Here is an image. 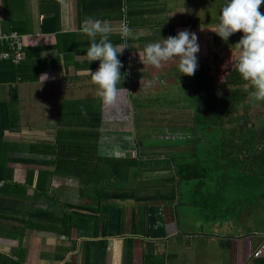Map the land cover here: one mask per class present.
Returning a JSON list of instances; mask_svg holds the SVG:
<instances>
[{"label":"crops","instance_id":"crops-1","mask_svg":"<svg viewBox=\"0 0 264 264\" xmlns=\"http://www.w3.org/2000/svg\"><path fill=\"white\" fill-rule=\"evenodd\" d=\"M190 3V0H0V34L16 31L25 42L23 65L17 77L0 82V102L6 103L0 108V127L5 126L0 132V176H11L0 181V261L3 255L14 264H205V255L201 254L203 262L198 260L205 250L196 252L190 238L201 236L206 232L203 226L214 222L206 236L216 243L213 253L218 259L223 253L227 257L214 264H264V237H246L242 232L246 223L237 221V208L245 210L238 200L246 199V180L250 178L243 165L241 173L247 175L234 188L237 193L233 189L232 199L226 201L222 192L226 189L225 182L214 176L200 190L202 203L192 200L199 206L201 218L181 224L180 230L171 204L175 193L148 201L113 199L112 207L105 213L106 224L101 214L95 224L90 219L84 232L80 231L79 224H74L68 235L60 233L58 222L53 223L54 215L50 223L44 214L49 212L57 217L63 203L92 204L89 198L80 196L78 178L57 174L64 171L56 162L62 150L56 146L57 132L61 129L96 132L94 136L74 138V134L71 139H65V142L76 140L64 149L74 160L79 153L90 154L92 142H96L95 154L103 168L109 167L108 158H135L134 164L121 168L119 182L127 180L136 184L121 188H138L141 196L157 195L152 193L154 188L174 189L170 179L188 180L178 173L181 165L200 164L197 157L191 158L193 154L190 161L184 160L193 151L184 150L183 141L180 145L169 141V145L154 146L148 143L153 139L145 138L147 143L140 140L139 146L130 127V130L119 128L123 124L130 126L135 109L151 108L145 103L146 95L160 93H153L155 74L179 72L177 66L171 69L165 63L157 70L143 64L139 52L143 53L149 43L162 42L163 38L185 29L195 33L198 44L201 43L203 22L199 24L193 21L195 18L189 19ZM86 18L109 24L113 29L110 41L118 48L126 47L118 54L124 79L117 85L118 95L112 105L102 103L89 74V69L93 73L98 69L100 61L89 63L86 56L91 43L82 32ZM124 24L133 34L127 39H121L118 34ZM2 48L0 42V50ZM200 53H197L198 61ZM8 66L7 60H0V72ZM43 73H47L49 79L42 84ZM179 75L174 93H178L177 86L184 76ZM0 76L4 75L0 73ZM168 91L171 89L165 87L164 92ZM187 91L185 88L177 102L186 100ZM154 98L148 96L149 100ZM146 118H141L139 124L147 130L149 123L146 122L152 115L147 113ZM144 119L147 121H142ZM162 147L168 148L159 149ZM172 152L176 156H170ZM227 162L229 164V159ZM215 169L218 168L209 169L208 175ZM225 170L227 166L221 169L224 176L227 175ZM29 173L33 174L30 182ZM195 179L198 182L192 180L196 185L193 191L201 185V178ZM5 182L12 185L3 190ZM238 187L243 194H238ZM205 198L208 201L205 202ZM92 225L98 230L96 234L88 232ZM257 248L260 253L254 256ZM192 257L195 259L191 260ZM11 261L6 263L11 264Z\"/></svg>","mask_w":264,"mask_h":264},{"label":"rangeland","instance_id":"rangeland-1","mask_svg":"<svg viewBox=\"0 0 264 264\" xmlns=\"http://www.w3.org/2000/svg\"><path fill=\"white\" fill-rule=\"evenodd\" d=\"M184 1L187 2L188 0ZM225 1L226 0H190L191 3L189 4V16H191V18L189 19L195 18L193 21L199 24L203 22L202 26L204 28V33L201 35L202 41L199 44L200 52H202L199 55V67L193 76H187L184 74V76L181 78V85L179 83L177 86L178 93H174V83L179 80V72L176 71V74L167 73L163 76L155 74V83L152 85V87L155 86L153 87V93L157 91H160V93H151L146 95L145 103L147 106L151 105V108L139 107L137 110L135 109V114H132L133 116L130 126L129 124H123L122 126L119 125L120 130L123 128H125V130L131 129V135L133 136L135 144L140 146L142 144L140 140H142L143 143H147L144 141V139L150 138L153 140L148 143L154 144V146H160L163 144L169 145L170 142H172L174 145H180V142H175L179 139L172 135H174V130H176L175 133L184 131V128H187L185 125L190 127L192 108H187L188 103H186V101H177L185 88H188L190 85L192 88L195 86L196 80L199 81L201 79L202 83L207 84L208 90H218L220 93L228 90L229 88L235 87V85L229 82L227 75L236 64L238 50L234 45L239 41L243 33L237 32V34L230 36L228 41L225 42L214 31L211 30L216 28L219 24L221 9L225 4ZM172 3L175 4L176 1ZM173 31H175L174 28ZM162 63H165L167 68L170 67L171 69H174V66H177L178 64V60H170ZM170 70L168 71L170 72ZM196 76L197 79H195ZM165 87L167 89H171V91L164 92ZM239 87L243 92L242 99L234 107L229 108V110L226 112L222 127L219 124L213 125L215 133L218 135V137L221 135L219 140L224 142V148L227 152L226 155H228L227 159H229V164L227 160L226 162L224 160L228 168V170H225L227 175H222V172L219 169L213 170L211 175H208L203 179V182L197 191H193V187L195 188L196 186H194V184L198 182L197 179L191 178L184 181L182 179L177 180L175 177L170 179L173 181L174 189L161 187H159V189H151L152 193L163 195L167 194L168 196H173L172 194L175 193L173 197L175 200H171V204L173 216H175L174 221L177 223L178 230H180L181 224H187L190 220L201 218L200 213L198 212L199 206L193 204L192 200L197 201L198 204H200L199 202L202 203L203 198L201 196L200 190H202L201 188L204 189L206 181L214 179V176L216 175L221 177L225 182L223 187H226V189L222 192L225 193L224 196L227 199L226 201H229L232 199V195H235L233 194V189L241 184L243 177H246L248 174L249 176H257L256 178L258 179V177L262 176L264 173V165H260L258 167V171L252 166H247L246 168H243L247 171V174L241 173L242 165L240 164V161H242L246 156L250 154L258 155L257 157L259 161L264 159V101H254L251 98L250 93L253 91V89L248 82L245 81L239 85ZM206 93L203 92L202 95L206 96ZM148 96L155 98L149 100ZM203 96L201 98H203ZM147 113L152 115V119L149 120V122H146ZM143 117L146 119L142 121L146 122L147 124L149 123L147 130L145 129V126L139 124L141 118ZM160 130L163 133L157 132L154 134V132ZM194 130L195 129L193 128V134ZM166 131L168 132L167 136ZM177 136L181 135L177 134ZM192 138L196 140H192ZM192 138H188L183 142L184 150L190 152L193 151L190 154H187L186 152L189 158H185L184 160L190 161L191 154H193L191 158L197 157L200 162L199 165H210L211 163L208 161V152L212 150L210 147L218 143V141L207 139L205 143H201L200 141H197L198 136H193ZM167 148L162 147L159 149L163 150ZM248 150H250V153ZM173 152L170 153V156H176V153ZM173 160L175 159L173 158ZM192 180L195 183H193ZM158 181L159 179L157 178L156 182ZM123 185L125 187L137 186L136 184H130L127 180H124V182L119 184V186ZM135 191L138 194L141 193V190L138 188H136ZM238 191V194H243L241 187H238ZM234 193H237L235 189ZM238 204L239 206L242 205V207L245 209L240 210L237 208L238 210L236 214L238 217V223H246V228L242 232L246 234V237L248 236L253 239L264 237V191L261 196H256L255 194L251 198L250 203L246 202L245 200H238ZM101 214L102 213L100 212L99 215L101 216ZM204 221L202 223H204ZM211 226L214 227V222L206 223L202 229L206 230V232H209V228H211ZM206 232L201 233V236L203 237L196 236L195 238H190L191 247L196 250V252H198L200 249L205 250L204 253L199 254V258L197 257L198 260L203 262L201 259V254L205 255V264H214L216 261H221L222 259H224V261L227 260L226 254L223 253L220 255V259H218V256L213 253V246H215L216 243L208 238L209 236H206L209 234ZM193 240L194 243H192ZM71 259H74V256H71ZM194 259L195 258L193 257L191 258V260Z\"/></svg>","mask_w":264,"mask_h":264},{"label":"clouds","instance_id":"clouds-1","mask_svg":"<svg viewBox=\"0 0 264 264\" xmlns=\"http://www.w3.org/2000/svg\"><path fill=\"white\" fill-rule=\"evenodd\" d=\"M262 4L264 0H226L221 9L219 24L211 29L225 42L231 35L243 33L234 45L238 50L235 67L242 79L252 87L250 96L254 101H264V14L259 11ZM82 32L91 41L86 51L88 62L100 61L94 73L89 69L92 82L97 86V95L104 105H112L118 95L117 85L124 79L121 73L123 64L118 54H122L126 47L113 45L109 39L113 29L104 21L86 18ZM118 34L121 39L133 35L126 24L120 26ZM199 51L197 35L185 29L178 31L175 36L163 38L162 42L149 43L143 53L139 52V58L143 64L155 68H160L162 62L178 60L179 73L193 76L199 67ZM40 78L43 84L49 76L43 73Z\"/></svg>","mask_w":264,"mask_h":264},{"label":"trees","instance_id":"trees-1","mask_svg":"<svg viewBox=\"0 0 264 264\" xmlns=\"http://www.w3.org/2000/svg\"><path fill=\"white\" fill-rule=\"evenodd\" d=\"M226 3V1H225ZM259 11L264 14V4H262L259 8ZM237 34V33H235ZM234 35V34H233ZM232 36V35H231ZM8 63V69L0 72L4 76H0V82L2 81H13L15 77H17L18 70L20 66L23 65V61L19 62V64H13L10 61H7ZM227 78L229 82L233 85H235L234 88H229L228 90H225L222 93H218V107H216V104L209 103L206 106V113L211 117L212 119L211 124L208 125V128L211 130L209 132L213 133L215 132L213 125L219 124L221 127L223 126L224 122V116L226 112L229 110V108L234 107L243 96V92L240 89L239 85L244 83L245 81L242 79L238 71L236 70V67L234 66L232 70H230L229 74L227 75ZM203 88V85H202ZM211 100V99H210ZM6 106L5 102H0V108H4ZM4 125H1L0 132L3 131ZM95 131L88 130L87 132L83 133L82 130H76V131H66V130H58L57 132V147L61 148L59 156L56 157V162L58 163L59 168L66 171L57 172V174L61 176H69L73 178H78L81 182V187L79 188V194L81 197H87L90 199L92 204H70V203H63L61 204L62 211L59 213V215L56 217L55 214H51L49 212H44V214L49 217L48 221L51 223V216L53 217V223H57L60 228V233L68 235L69 229L74 224H79L81 227V232H84L85 226L88 224L90 219L94 220L95 222L99 220L100 212L104 215L105 213L112 207L111 200L113 199H120V200H126V199H132L134 201H148L152 199H157L161 197H168V195L163 194H157V195H149V196H141L138 193H136L135 190H129V189H122L121 186H119L121 173L120 170L124 166H130L136 162L135 158L131 157H124L122 160L120 159H114V158H108L107 159V165L109 167H101L99 166V157L95 154V145L96 142H92L91 144V152L90 154H83L79 153L77 157H75V160H78V163H75L74 158L70 157L69 152L65 151V145L67 144H73L76 140H69L68 142H65L68 137L71 139V137L74 138L80 137V135H87L91 134V136L95 135ZM215 134V133H214ZM221 138V135L219 137L217 136V140L213 139L214 141H218V143L212 145L214 147H217L215 150L216 152L214 154L209 151V162L210 165H199V163L194 164H185L181 165L178 168V173L183 177V179H190V178H198L200 177L201 180L199 181V185L202 183V180L206 178V176L212 168H218L220 171L226 166V160L227 156L226 151L224 148V142L219 140ZM212 138H210L211 140ZM197 141H200L199 138ZM220 142V143H219ZM95 144V145H94ZM77 146H80L79 143ZM64 147V148H63ZM88 151H85L84 153H87ZM211 155V156H210ZM225 160V162H224ZM81 166V167H80ZM80 167V168H79ZM32 173H29V182L32 181ZM264 175V173H263ZM6 179H11V176L9 177H1L0 181ZM260 180V178H258ZM118 184V185H117ZM261 184V183H260ZM9 185H12L11 182H5L1 187V189L4 190V188L8 187ZM15 186V184L13 185ZM260 186V185H259ZM40 188V187H39ZM37 190V189H36ZM38 191V190H37ZM43 191V190H42ZM23 192V191H22ZM21 192V194H22ZM44 192V191H43ZM42 193V192H41ZM263 192L260 193L259 196L262 195ZM39 194V192H37ZM46 195L45 193H43ZM47 196V195H46ZM205 202L208 201V198L204 199ZM94 204V205H93ZM85 209L87 210L86 213L79 212L77 209ZM41 214V212H39ZM106 218L104 219L103 224H106ZM140 221V220H139ZM89 227V226H88ZM88 232H93L96 234L98 232L95 225H92V227H89ZM9 258L6 256L4 257L1 255V261L0 264H8L6 262H9ZM264 262V261H263ZM11 264H14L13 261H11Z\"/></svg>","mask_w":264,"mask_h":264},{"label":"flooded vegetation","instance_id":"flooded-vegetation-1","mask_svg":"<svg viewBox=\"0 0 264 264\" xmlns=\"http://www.w3.org/2000/svg\"><path fill=\"white\" fill-rule=\"evenodd\" d=\"M202 85H203V88H202ZM202 91L205 93L207 92L206 96L202 95L203 93ZM218 93H219L218 90H208L207 84L202 83L201 79L199 81L196 80L194 88H192V86L190 85L188 87L185 101L186 103H188L187 108H192V117H191V122H190L191 125L190 127L185 125V127L187 128H184L185 130L179 133H175L176 130H174V133L172 132L174 135L172 134L171 135L179 139L178 140L179 142L181 141L184 142L185 140H187L188 138H192L193 136H198L201 143H205V141L207 139L210 140V138L217 140L218 135L215 132L213 133L209 132L211 130L208 128V125L211 124L212 119H210L211 117H209V115L206 113L205 108L211 102L213 104H216V107H218V97H217ZM202 96L203 98H201ZM193 128L195 129L194 134L192 133ZM157 132L163 133L160 130V131L154 132V134H156ZM177 134H180L181 136H177ZM167 135H168V132L166 131V136ZM210 148L212 149L211 153L214 154L216 152L215 150L217 149V147L211 146ZM248 151L250 153V150ZM257 156L258 155L250 154L246 156L242 161H240V164L243 165L244 168H246L247 166H250V167L252 166L258 171V167L260 165H264V159H262V161H259ZM249 177L250 178L246 180L247 184H246V199H245V201L248 203L251 202V198L255 194L260 195V193L264 191V178H263L264 175L258 177L260 178V180L256 178L257 176L250 175Z\"/></svg>","mask_w":264,"mask_h":264},{"label":"built area","instance_id":"built-area-1","mask_svg":"<svg viewBox=\"0 0 264 264\" xmlns=\"http://www.w3.org/2000/svg\"><path fill=\"white\" fill-rule=\"evenodd\" d=\"M0 42L3 44V48L0 50V60H7L13 64H19L24 57L25 42L23 36L16 31H9L0 34ZM260 248H257L254 252V256H258Z\"/></svg>","mask_w":264,"mask_h":264}]
</instances>
